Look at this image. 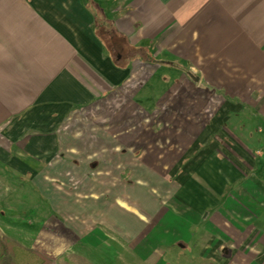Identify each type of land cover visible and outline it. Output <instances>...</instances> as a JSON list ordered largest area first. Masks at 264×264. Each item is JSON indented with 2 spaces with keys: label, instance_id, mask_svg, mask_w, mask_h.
Instances as JSON below:
<instances>
[{
  "label": "crops",
  "instance_id": "obj_1",
  "mask_svg": "<svg viewBox=\"0 0 264 264\" xmlns=\"http://www.w3.org/2000/svg\"><path fill=\"white\" fill-rule=\"evenodd\" d=\"M113 88L126 109L119 124L106 125L113 111L101 105ZM239 123L264 136V0H0V232L50 264L112 243L142 264H160L163 237L155 232L166 213L186 217L193 231L189 210L210 206L208 190L190 183L183 213L130 184L129 174L176 176L169 165L188 156L178 149H202L194 179L222 164L212 178L232 179L230 193L256 204L264 178L230 175L219 153ZM190 236L179 244L207 256L206 235ZM236 253L216 260L254 264L256 254Z\"/></svg>",
  "mask_w": 264,
  "mask_h": 264
},
{
  "label": "rangeland",
  "instance_id": "obj_2",
  "mask_svg": "<svg viewBox=\"0 0 264 264\" xmlns=\"http://www.w3.org/2000/svg\"><path fill=\"white\" fill-rule=\"evenodd\" d=\"M120 54L121 53L119 52L112 53V55L115 57L121 56ZM176 72L178 74V71ZM113 89L112 98L105 104L101 105V107L113 111L112 115L106 119V125H109V123L119 124L121 119L120 114L122 113V110L126 109V101H122L119 96L120 89L116 91L115 88ZM129 105L130 107L137 108V100L129 101ZM247 118L248 116L244 117V119ZM137 119L138 117L134 115L132 118H130V124L136 123ZM241 124L239 123V127H236L235 130L230 129L233 127L228 125L230 132H225L224 136L226 139L223 138L225 139V142L221 141L224 146L219 149V153H221V155H223L225 160L228 162L225 165V171L228 173L232 171H236L237 173H248L251 174V177L256 174L263 179L264 136H262L260 131L249 133V131H246L245 127ZM118 130L119 129L117 127H114V135L118 134ZM146 133V135H148V138L146 139L151 140L153 133H151L150 130H146ZM155 150L163 152L164 149L155 148ZM217 151L218 150L216 148L208 149L209 155H213L214 157L218 154L216 153ZM177 152H180L181 154L184 153V155L187 153L188 156L185 158H180V154H178V162L176 165L173 163L169 165L171 168L177 166L179 171H181V173H178L176 176H173L167 180L147 178H141L137 180L133 177L136 175H141V173L132 174L130 170L129 174L130 184H142L146 190L148 189L154 191L156 195L164 202H169L171 206H175L176 208L178 207L183 213L188 210V207L182 205L180 199L185 194L186 188H189L190 183H199V187H202L205 192L208 190L207 196L210 199V206H207L205 210H202V212L198 213L197 215L194 214V210H189V213L192 211L193 216H195L194 220L197 221V226H194L193 231L189 226L190 223L186 217L176 216L173 218L174 216L166 213L168 217L163 220L160 230L157 233L155 232L156 237L159 234H161L163 237L161 245H159L161 249L160 251H157L158 254L160 253L158 260L160 261V264H222V261L218 262L216 258L227 257L229 259H233L239 257V253H236V249L245 252L248 254V256L256 254L255 259H253L254 264H264V194L261 193L262 196L258 195L256 197H252L254 201L256 199V204L254 205H251L249 203L250 200H248L245 196L234 197V194L230 193L234 187L232 186V189L230 188L231 186L229 183L233 181L232 179H227L220 182L215 177L212 178V175H215L217 171L219 172L224 169L221 167L222 164H207V166H209V176L204 178V174H202V180H196L194 179V176L201 174V171L204 169V164L202 165L200 161L197 162V160L203 154L202 149L183 148L180 150L178 149ZM167 155H170L169 151H167ZM130 165L134 167L137 166V164L132 162H130ZM191 170L192 172H190ZM217 182H220L224 185L223 187L221 184V188H225L226 195L222 197L220 195L218 196V190L220 188H218L216 185ZM257 182L259 187L258 190L264 192V181L260 179L257 180ZM22 185H25V188L29 187L28 181L27 183L24 182ZM149 198V196H145V202L146 200H149ZM30 199V197H26L25 200ZM234 200L236 202H234ZM254 201H252V203ZM156 206L157 204L153 205V208ZM249 209L252 210L249 211ZM150 222L152 221H148V223ZM223 223L228 227V233L233 232V236L235 235L236 239L228 237L224 234V230L221 228ZM217 224L220 226H217ZM193 233L194 236H197L201 233L206 235L204 241L200 243L204 244L203 246L206 247L204 250H208L207 256H204V258L196 255L194 250L190 251L188 247H182L179 244L180 240H182V242L189 243L191 239L190 235ZM239 239H243L245 242L243 241L244 243H238ZM172 243H175L176 245H172ZM152 248L153 246H150V250H152ZM118 252L119 255L117 254ZM147 255L148 253H146V256ZM69 263L142 264L141 260L136 259V256L133 255L131 250L125 251V248L122 249L120 246L114 243H112L111 249L104 245H102V247L96 248V250H92L90 247L89 250L84 249V252H81L80 255H77L76 260H70Z\"/></svg>",
  "mask_w": 264,
  "mask_h": 264
},
{
  "label": "trees",
  "instance_id": "obj_3",
  "mask_svg": "<svg viewBox=\"0 0 264 264\" xmlns=\"http://www.w3.org/2000/svg\"><path fill=\"white\" fill-rule=\"evenodd\" d=\"M52 260L37 249L24 247L0 232V264H50Z\"/></svg>",
  "mask_w": 264,
  "mask_h": 264
}]
</instances>
